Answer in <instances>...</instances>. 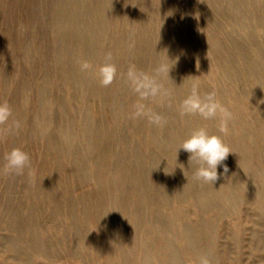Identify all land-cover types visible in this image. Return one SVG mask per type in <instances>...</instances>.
<instances>
[{
  "label": "rangeland",
  "instance_id": "374dc122",
  "mask_svg": "<svg viewBox=\"0 0 264 264\" xmlns=\"http://www.w3.org/2000/svg\"><path fill=\"white\" fill-rule=\"evenodd\" d=\"M194 84L226 133L182 109ZM5 101L0 264H264V0H0ZM200 127L231 150L214 182L177 153Z\"/></svg>",
  "mask_w": 264,
  "mask_h": 264
},
{
  "label": "clouds",
  "instance_id": "9594fccd",
  "mask_svg": "<svg viewBox=\"0 0 264 264\" xmlns=\"http://www.w3.org/2000/svg\"><path fill=\"white\" fill-rule=\"evenodd\" d=\"M179 58V56L172 58L175 59V64L178 62ZM174 65L166 69L162 65L161 71L167 70L169 74ZM81 68L82 70L87 69V62H84ZM99 73L101 83L107 85L111 83L116 74V66L106 61L100 66ZM129 75L135 80L131 71ZM141 89H143V91H141V96L156 95L159 91V85L155 83L154 79L145 77L142 81L137 83V91ZM182 109L187 113H198L205 119L215 117L219 112L221 114L220 131L223 133L228 131L227 122L231 119V113L215 99L214 93H209L202 98L194 84L191 94L182 101ZM142 111V108H138L135 114L140 115ZM10 115L11 108L8 103L6 101L0 102V123L7 121ZM149 119L153 123L159 124L162 117L159 114H153ZM17 126H19L18 122ZM181 149L189 153V165L191 161L195 160L197 165L195 171L196 177L198 179L213 182L218 177V166L223 165V161L231 152L229 146L224 142L221 136L210 133L204 127L193 130L191 134L181 142L180 147L177 149V153ZM4 161V171L19 173L28 165L30 158L29 154L24 151L23 148L16 147L4 154ZM223 170L226 172L227 167L223 166ZM201 264H210V262L204 257L201 259Z\"/></svg>",
  "mask_w": 264,
  "mask_h": 264
}]
</instances>
